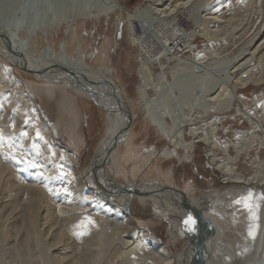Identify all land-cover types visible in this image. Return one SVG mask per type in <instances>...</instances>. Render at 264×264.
<instances>
[{"label": "bare ground", "instance_id": "obj_1", "mask_svg": "<svg viewBox=\"0 0 264 264\" xmlns=\"http://www.w3.org/2000/svg\"><path fill=\"white\" fill-rule=\"evenodd\" d=\"M27 1L21 0L18 6L22 9L25 4L23 2ZM103 1L78 0L75 3L66 0L64 4L62 2V6H57L59 10L55 11L56 14H50L49 18L40 17V14L31 18L34 10L28 8L31 16L27 27L23 29L20 25L21 19L15 22L4 18L0 13V195H4L6 199L0 205V213L4 210L8 215L7 220L14 219L16 224L15 230L11 232H16L14 240L20 243V247L16 246L20 251L19 264H106L116 251L124 264H264V159L260 157L264 141L260 140L261 143L252 147L254 142L251 140L256 138V134L250 135L264 124V116L262 113L256 116L254 110L243 113L242 110L234 109L235 101L241 99L237 90L253 81V76L258 73L259 64L264 58V39L255 44L250 53L246 54L248 51L242 50L231 58V54L226 53L227 48L224 51L222 49V52L217 50L222 44L217 42L220 38L216 37L215 32L219 33L218 28L225 27L224 24L230 21H225V13L228 11L224 10L226 0H216L210 7V0H142L144 6L129 14V30L133 29L135 23L142 22L145 31L141 35L133 32L134 36L130 37V41L140 51L141 76L137 91L143 104L142 109L145 117L157 127L169 144L156 154L154 151L147 152L144 163L138 167L139 171L144 169L143 173H147L152 165L146 164L153 155L155 159L178 158V151L182 150L185 154L183 159L188 160L189 153L198 144H203L208 147V157L212 165L222 174V184L229 188L222 196L204 195L199 199L189 198L185 191L190 209L182 205L183 197L180 193L159 191V188L174 187L161 186L157 181L143 184L134 181L138 191L146 187L145 191L155 192L163 199L160 202L158 198H151L153 204L157 208L160 205L162 210L153 212L154 215L163 217L162 213L166 216V210L171 214L185 211V216L196 218L197 233L208 231L204 243L206 258L194 256L196 238L186 233L184 234L188 245L179 256H175L170 245L156 243L149 231L139 224L132 214L133 200L121 199L136 197L144 202L150 201L138 197L136 192L129 196L112 194L114 189L132 182L119 183L105 174V167L109 163L112 166L117 165L118 172L125 175L121 161L134 155L128 153L124 157L118 152L119 146L131 136L130 131L125 133L127 123L124 116L125 111L128 110L130 114L131 111L117 70L108 59V49H103V52L96 48L87 51V31L80 34L77 25L72 24L69 25L71 35L56 48L48 42L44 46L40 41L41 31L68 24L71 15H74L75 20L90 15L98 18L117 9H125L120 0H106V3ZM37 4L34 6L37 7ZM1 9L4 10V6ZM234 10L236 13V9ZM46 11L45 13H50L49 10ZM186 13L190 28L182 29L179 27L178 16ZM235 18L237 19V15L235 17L234 14L233 19ZM231 22L233 25V20L229 25ZM237 25L239 27V23ZM238 27L237 31L240 29ZM242 31L240 33L243 37L245 33ZM229 32L234 35L233 31ZM214 37L218 40L215 41ZM198 38L208 42L201 50L194 49ZM213 42L220 47L213 50L212 47L216 46ZM224 54H227L228 59L223 60L221 65L224 70H229L227 79L212 81L207 74L209 71H219L220 65L211 63L210 59L222 57ZM96 63L99 64L96 66ZM15 66L36 77L47 79L48 83L59 84L77 93L87 88L86 98L95 97V103L107 112L104 114L110 125L109 135L101 147L99 159L89 169V176L78 168V157L71 148L57 142L59 138L55 137V128L45 120L36 101L26 91ZM260 68L262 69L261 66ZM66 70L74 71L79 79H71ZM103 81L113 84L118 91L102 84ZM162 90H176L181 94L197 91L196 98L193 99L196 101L199 96L203 103L194 109L192 107L190 113V109L186 108V101L177 97V103L182 102L178 109L184 111L179 116L176 106L174 109L169 107L165 91V97H162ZM151 93H156L157 98H152ZM115 94L120 97V103ZM65 100L70 103L71 97ZM261 101L259 96L254 98L257 104ZM149 105L151 109L148 108ZM233 110L236 115L245 114L251 124V138L245 132L239 131L234 133V141L222 143L220 130L225 133V117L219 115ZM198 123L201 124L198 126ZM115 138L124 141L121 140L118 147L110 150L108 155V148ZM253 151H256L255 156L252 155ZM245 159L252 167L248 175L239 170ZM10 163L12 167H20L21 174H18L17 168L15 172ZM8 172L10 179L7 177ZM14 174L17 176L14 177ZM25 177L32 181L25 182ZM61 180L66 183L58 191L56 187ZM114 195L122 197L116 200ZM8 198L10 199L7 200ZM161 203L165 205V209ZM192 209L202 214L205 225L202 226L200 218ZM239 218L249 220L247 231L251 230L253 235L245 229L242 230L244 226L242 231L232 234L234 230L230 233L229 229H238L241 226V223L238 225ZM225 228L229 232H225ZM7 230H4L6 235ZM31 243L36 244V249H31ZM0 264H6L1 254Z\"/></svg>", "mask_w": 264, "mask_h": 264}, {"label": "rangeland", "instance_id": "obj_2", "mask_svg": "<svg viewBox=\"0 0 264 264\" xmlns=\"http://www.w3.org/2000/svg\"><path fill=\"white\" fill-rule=\"evenodd\" d=\"M2 1L3 0H0V4H1L0 6L1 8H3L4 6V10L0 8L1 16H4V18L11 19L12 21L15 22L16 20L21 19L20 25H22V29L27 27L28 19L31 16L30 14L31 10L32 11L34 10L31 18L34 17V15L37 16L39 14L40 17L49 18L50 14H53L55 11L59 10V8H57L58 5L62 6V2L63 4L64 2H66V0L65 1L64 0L63 1L62 0H54V1L28 0L27 1L28 5L27 2H23L25 4H23L21 9V6H18L21 0H4V2ZM71 1L75 3L78 2V0H71ZM120 1L125 5V9H117L107 16H101L98 18H95L92 15H90L87 17H81V18L79 17L77 20H75L74 15H71L68 24L64 23V25L61 27L60 25H57L55 27L53 26V28L48 30L44 29L40 33L41 34L40 41L44 43L43 44L44 46H46L48 42L51 45H55L56 48L59 44L64 43L69 37V35H71L69 33V25L70 24L74 26L77 25L78 32L80 34L82 33L85 34V31H87L88 33L86 38L87 41L85 44V49L87 51L92 50V48L99 49L100 52H103V49H108V54H109L108 59L110 60V62H112L111 66L117 70V75L120 78L119 81L122 82L123 90L126 92L129 109L131 111L133 118L131 122V130H130L131 136L127 141H125L119 146L118 152H120V154H122V156L124 157L128 155V153H133L134 155L129 159L126 160L123 159L121 161V164H123V167L125 169V175H122L120 172H118L116 167L117 165L112 166L109 163L105 167L106 170L105 174L109 178L123 184H128L134 181L135 182L139 181L138 182L139 184H143L151 181H157L161 186L174 187L184 192L185 191L188 192V197L191 199H199L202 198L204 195L222 196L223 194H225V191L229 188H227L222 184V176H221L222 174L214 167V165H212L210 158L208 157V147L203 144H198L196 149L189 153L190 158L188 160L183 159L185 154L182 150L178 151L179 152L178 158L159 157L155 159V156L153 155V157L148 162V164H146V166L152 165L151 168H148L147 173H143L144 169L142 171H139L138 169L139 165L144 163V158L145 156H147L149 152L154 151V153L156 154L158 151L163 150L164 147H168L169 144L167 139L162 135V133L158 131L157 127L152 125V123L145 117L144 111L142 109L143 104L140 101L139 98L140 96L137 91V84L139 83L141 76L139 71L141 65L139 62L140 51L134 45V42L130 41V37L132 35L134 36L133 32L134 33L136 32L137 35H141V33L145 31L144 28L142 27L143 26L142 22L135 23L132 27L133 29L130 31L128 25V18L130 13H132L139 7H143L144 3L142 2V0H120ZM226 1H225L226 5L224 3V8H225L224 10L227 9L228 11L230 10L231 12L227 11L228 12L227 13L225 11L226 12L225 21L226 19L227 21L233 20L234 24L231 25L232 24L231 22L229 25L230 22L229 21L228 24L226 23L224 25L226 28L229 29V31L234 32L236 27H238L237 24L239 23L240 29L238 30L239 32L236 29V32H234L233 35V33L231 34V32H229L228 29H226L225 27L223 28L221 27L222 30L221 28H218L219 33L215 32V34L216 37L220 39L219 41H217L218 39L216 37L214 38L215 41H217L219 44L222 45H220L221 46L220 47L218 43L213 42L212 44L214 46L216 44V46L212 48L213 50H215L218 48L217 46H219L220 48L217 49L219 50V52H222V49L224 51L227 48L228 51L226 53L231 54L230 58L232 56H236L237 54L241 53L242 50L248 51L246 53L248 54L251 52V49L255 46V44L261 43L260 41L264 39V2L262 3V0H230V1L226 0ZM103 2L106 3V0H104ZM215 2L216 0H210V2L208 1L209 7L210 5L212 6V4H214ZM34 4H37V7L36 5L34 6ZM225 6H227L228 8ZM28 8H30L31 10ZM234 9H236V13L239 14H236L234 12L235 11ZM46 10H49L50 13L49 14L45 13L47 12ZM56 13L57 12H55L54 14ZM240 13L242 14V16H240L241 15ZM187 14L188 13H186L185 15L181 14L178 16L179 27L182 29L190 28V25L188 23L189 19L186 18ZM234 14L235 17L237 15V19L236 18L233 19ZM73 20L75 22H72ZM234 21H238V23L236 22L237 23L236 24ZM232 27H234V30H231ZM224 28L226 29V31ZM242 30H245L246 32ZM240 31H242V33L243 32L245 33L243 34V37ZM238 33L240 36L236 35ZM217 34L220 35L222 34L221 35L222 37ZM235 36L238 37L235 38ZM236 39L237 41L238 40L239 41L237 42ZM206 43L208 42L205 39L198 38L196 43H194L196 45L194 49L201 50ZM224 43L226 46H224ZM227 54H224L222 57H218V58L212 57L210 59L211 63H214L215 65H220L218 67L219 71H214V72L209 71V73L207 71L208 73L207 76L210 80L218 81L221 79L222 80L227 79V74L229 70H224V67L221 65L223 60L228 59L226 58ZM99 63H101V61ZM98 64L96 63V66ZM260 66L262 67V69L260 68ZM263 67H264V58L261 60L259 64L258 73L253 76L255 77L254 80L249 82V84H246L245 86L239 87V89L237 90L238 92L237 95H239V98L241 99H237L235 101L234 109L237 108L238 110H242L243 113H248L254 110L256 116H258L260 113H262L264 116ZM14 68L15 70H17V75L19 79H21L24 82L26 91L36 101L37 106L41 110L45 120L51 123V125L55 128L56 130L55 137L59 138V140H61L60 139L61 137L64 138L63 141L61 140V142L56 139L57 142L64 147H66L64 145L66 144L68 147L71 148L70 150L73 153H75L78 157L77 159L78 168L81 170L82 173H85L86 175L88 174L87 176H89L90 175L89 169H91L94 162L97 159H99L98 157L102 153L101 147L106 142L109 135L108 133H109L110 125L108 123L106 114H104L107 112L104 109L100 108L95 103V99H94L95 97L86 98L87 96L86 92L88 91L85 89H82L81 93H77L74 90H71L70 88L60 86L59 84L48 83L47 79L36 77L31 73L27 71L25 72V70H22L16 66ZM232 77L235 78L234 75ZM163 91H165L164 94L166 95V97L163 95ZM172 91L166 92V90H162L161 95L163 98L165 97V99L168 100L170 108H173L175 106L177 107L178 105V107L177 108L175 107V109H177L178 113L180 112L179 116L183 115L184 111L182 112L180 109H178L180 108V104H182L181 101H179L180 104L177 103L178 101L176 100H178V98L184 99L186 101L185 105H187L186 106L187 109H190V113L192 112L191 111L192 107L194 109L196 107L201 106L203 103L202 98L199 96L198 98L201 99V101L199 99H197L196 101L195 99H193L196 98L195 96L197 95V91L192 93L190 91H186L182 93L183 95L179 91L176 90L173 92ZM174 92H176L175 93L176 97ZM151 95L152 98H157L158 96L156 93H151ZM183 96L185 97L183 98ZM256 96L261 97V100L263 102L261 101V103L259 104L255 103L254 98ZM67 97H71L70 103L66 102L65 99H67ZM171 100L174 101L175 103L171 102ZM189 100H193L192 102L195 101L196 102V103L194 102L195 105L192 104V102ZM197 101H199L198 106H197ZM139 102H141V104H139ZM171 103L174 105H172ZM170 105H172V107ZM144 108H146V106ZM148 108H150V105L148 106ZM152 113L154 112L152 111ZM236 114L237 113H235V111L233 110L230 113H225V114L223 113L222 115H219L221 117H225V120L223 121L225 127L224 130L225 133H223V130H220V134L222 135L221 136L222 143H228L234 141L235 139L234 133L236 132L241 131L249 135V132L252 130L251 124L246 119L245 114H241V115H236ZM200 124L201 123H198L197 125L199 126ZM253 132L254 133H250V135L255 136L256 134L257 139L254 137L251 140V142H254L252 143L253 145L252 147H256L257 144L261 143V141H264V124ZM1 152H5V151H1ZM232 154H234L233 150H232ZM252 155L255 156L256 151H253ZM260 157L264 159V149L262 150ZM7 164L9 163L7 162ZM10 166L12 167L11 163ZM12 168H15L13 169L16 170L15 172H17V169H19L18 174H21L20 167L19 168L12 167ZM239 170L245 175H248L250 173L252 167L251 164L248 163V160L245 159L244 162H241ZM13 176L16 177L17 175L14 174ZM7 177L8 179H10L9 172L7 173ZM128 177L130 179H127ZM25 179H26L25 182L28 181L27 183H29L30 180L32 181L31 178L27 179L25 177ZM64 183L66 182L61 180L60 185H58L56 189L62 190L63 186H65ZM4 197H5L4 195L2 194L0 195V205L3 204L4 201H6ZM9 199L10 198H8L7 200ZM124 199L126 201L131 199L133 200V205H132L133 216L140 222L139 224H141L143 228L149 231L150 236L152 235L151 238L156 243L158 244L165 243L170 245V249L175 256H179L184 251V249L188 245L187 241L185 240L186 235L184 234L183 227L181 225V222L182 221L184 222L185 221L184 219L187 218V216H185L186 215L185 211L184 212L177 211L176 213L172 214L174 216L173 219L172 220L169 219V222L168 221L166 222L165 220H160L153 217L152 207L149 205L147 201L144 202L142 199L136 197L135 198L127 197V198H122L121 200ZM172 210L174 209L172 208ZM161 215L164 216L162 213ZM7 218L8 215L3 210L0 213V219H1L0 220V254L4 256L6 264H19L18 260L20 259V255L18 254H20V251L19 248L16 246L20 247V243L18 244V241L16 239L14 240V235L16 232H11L15 230L16 224L14 223V219L8 221ZM240 220L241 219L239 218L237 221L239 222L238 225L241 223L240 224L241 226H239L238 229L236 228L229 229L230 233L231 231L233 232L235 230L232 233L234 234L236 231L239 232L244 229L246 230V232H250L247 231V229H249V220L247 219L245 220L242 219L241 221ZM242 226H244V228ZM225 227L228 226L225 225ZM5 229H8L7 235L6 232H4ZM226 229L227 228H225L224 230L225 232L228 231ZM206 232L208 231L206 230ZM214 236L216 237L217 235ZM215 237L214 239L216 240ZM30 247L31 249H36L37 246L35 243H31ZM106 264H124V263L120 261L118 251H116L107 260ZM146 264H152V263L147 262Z\"/></svg>", "mask_w": 264, "mask_h": 264}, {"label": "water", "instance_id": "obj_3", "mask_svg": "<svg viewBox=\"0 0 264 264\" xmlns=\"http://www.w3.org/2000/svg\"><path fill=\"white\" fill-rule=\"evenodd\" d=\"M66 73H67V75L71 78V79H74V78H78L79 79V76L74 72V71H71V70H66ZM102 84H104V85H108L109 87H111L112 88V90L113 91H118V89H117V87H115L113 84H111V83H107L106 81H103V83ZM83 88H85V86L83 87ZM85 90H87V88H85ZM89 90V89H88ZM115 98H116V100L120 103V97H118V95H116L115 94ZM95 99V98H94ZM122 99V101H123V104H124V100H123V98H121ZM98 104V103H97ZM124 116H125V118H126V123H127V125H126V128H125V133H128L130 130H131V121H132V117H131V114H130V112L127 110V111H125V113H124ZM52 126V125H51ZM53 127V126H52ZM51 127V128H52ZM52 131H53V128H52ZM54 134V133H53ZM62 141H63V137H61L60 138ZM119 138L117 139V138H115V139H113L112 140V142H111V146H109V148H108V155H109V153H110V150H112L114 147H118V144L121 142V140L122 141H124L123 139H121V140H119ZM67 146V145H66ZM93 171H95V169L93 170ZM144 188H146V187H143V190L142 191H138L137 190V188H135V183L134 182H132V183H130L129 185H125V186H120V188L119 189H114L113 191H112V194H120V195H122V196H129V195H133L135 192V194H137V196L138 197H140V198H144L145 200L146 199H148L150 202H148L149 203V205L152 207V211L155 213V211H160L161 210V206H159L158 208L153 204V202L151 201V198H153V197H155V198H158V201H160V202H162V198L160 197V196H158V194L157 193H151L150 191H145V189ZM159 191L161 192V193H172V192H177V193H180L181 195H182V197H183V202H182V205L183 206H185V208H190V206H188V204H187V196L185 195V192H183L182 190H179V189H174V188H159ZM115 196V195H114ZM122 196H115V198H116V200H119ZM160 204V203H159ZM162 204V207H163V209H165V205L163 204V203H161ZM191 209V208H190ZM192 210H194V212H196L197 213V215H198V217L200 218V220H201V224H202V226L203 225H205V220H204V218H203V216H202V214L200 213V212H198V210H195V209H192ZM126 211H128L127 209H126ZM162 211V210H161ZM129 212V211H128ZM166 212V216H163V217H161V216H158V215H154V214H152V215H154L155 216V218L156 219H160V220H165L166 222L168 221L169 222V220L168 219H172L173 218V215L168 211V210H166L165 211ZM181 220V219H180ZM184 223L183 222H181V225H182V227H183V231H184V233H186V234H189V235H191V236H194L195 238H196V242H195V244H194V247H193V253H194V256L195 257H202V258H206V255H207V253H206V250H205V246H204V243H205V240L207 239V233L208 232H201V234H199V233H197V232H195V233H191V232H189V231H187V229H186V226L185 225H183Z\"/></svg>", "mask_w": 264, "mask_h": 264}, {"label": "snow or ice", "instance_id": "obj_4", "mask_svg": "<svg viewBox=\"0 0 264 264\" xmlns=\"http://www.w3.org/2000/svg\"><path fill=\"white\" fill-rule=\"evenodd\" d=\"M251 195V194H249ZM247 206V205H246ZM184 224L186 225L187 231L191 232V233H195L197 230V220L196 218H194L193 216L189 215L185 221ZM250 235H253L252 231L250 230Z\"/></svg>", "mask_w": 264, "mask_h": 264}, {"label": "trees", "instance_id": "obj_5", "mask_svg": "<svg viewBox=\"0 0 264 264\" xmlns=\"http://www.w3.org/2000/svg\"><path fill=\"white\" fill-rule=\"evenodd\" d=\"M152 236V235H151Z\"/></svg>", "mask_w": 264, "mask_h": 264}]
</instances>
